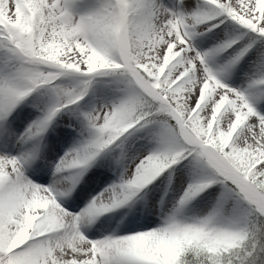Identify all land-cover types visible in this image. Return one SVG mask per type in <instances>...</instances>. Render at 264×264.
<instances>
[{"label":"snow or ice","instance_id":"snow-or-ice-1","mask_svg":"<svg viewBox=\"0 0 264 264\" xmlns=\"http://www.w3.org/2000/svg\"><path fill=\"white\" fill-rule=\"evenodd\" d=\"M0 264H264V0H0Z\"/></svg>","mask_w":264,"mask_h":264}]
</instances>
